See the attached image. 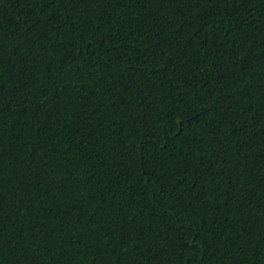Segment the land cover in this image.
I'll use <instances>...</instances> for the list:
<instances>
[{"label":"trees","instance_id":"trees-1","mask_svg":"<svg viewBox=\"0 0 264 264\" xmlns=\"http://www.w3.org/2000/svg\"><path fill=\"white\" fill-rule=\"evenodd\" d=\"M0 264H264V0H0Z\"/></svg>","mask_w":264,"mask_h":264}]
</instances>
